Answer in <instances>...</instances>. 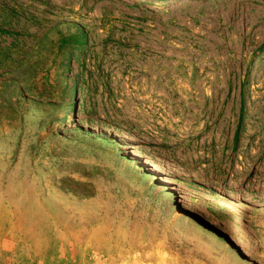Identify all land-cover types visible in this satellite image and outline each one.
<instances>
[{"label": "rangeland", "instance_id": "374dc122", "mask_svg": "<svg viewBox=\"0 0 264 264\" xmlns=\"http://www.w3.org/2000/svg\"><path fill=\"white\" fill-rule=\"evenodd\" d=\"M0 264H264V0H0Z\"/></svg>", "mask_w": 264, "mask_h": 264}, {"label": "bare ground", "instance_id": "6f19581e", "mask_svg": "<svg viewBox=\"0 0 264 264\" xmlns=\"http://www.w3.org/2000/svg\"><path fill=\"white\" fill-rule=\"evenodd\" d=\"M247 216V215H246ZM249 218V217H248ZM252 218V217H251Z\"/></svg>", "mask_w": 264, "mask_h": 264}]
</instances>
